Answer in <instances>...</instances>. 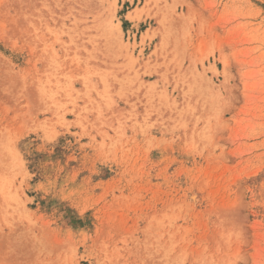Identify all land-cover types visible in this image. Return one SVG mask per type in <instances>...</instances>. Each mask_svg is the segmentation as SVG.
<instances>
[{
    "label": "rangeland",
    "instance_id": "374dc122",
    "mask_svg": "<svg viewBox=\"0 0 264 264\" xmlns=\"http://www.w3.org/2000/svg\"><path fill=\"white\" fill-rule=\"evenodd\" d=\"M0 186V264H264V0H0Z\"/></svg>",
    "mask_w": 264,
    "mask_h": 264
},
{
    "label": "bare ground",
    "instance_id": "6f19581e",
    "mask_svg": "<svg viewBox=\"0 0 264 264\" xmlns=\"http://www.w3.org/2000/svg\"><path fill=\"white\" fill-rule=\"evenodd\" d=\"M1 187V186H0ZM3 194V193H2Z\"/></svg>",
    "mask_w": 264,
    "mask_h": 264
}]
</instances>
